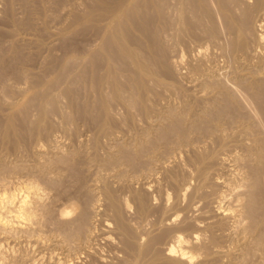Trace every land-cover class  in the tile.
Here are the masks:
<instances>
[{"label":"bare ground","instance_id":"1","mask_svg":"<svg viewBox=\"0 0 264 264\" xmlns=\"http://www.w3.org/2000/svg\"><path fill=\"white\" fill-rule=\"evenodd\" d=\"M1 1L4 3L2 8L4 7V9H3L4 14L3 15H5V16H1V18L4 17V20L6 21L5 24H10L13 27L12 29L10 28L11 30L10 29L7 30V35L9 36V38L10 37L14 38V36H15V39L18 37H21V35L19 34V31H21L20 33H23L22 30L29 29L28 31L33 32L32 34L36 38L34 40H36L38 43H40V44H38V45H40V47H38L39 51L37 49L36 50L34 49L36 52L35 51H33L34 53L30 52V55L27 53L29 51L25 52L27 47H26V49L24 47H20L22 43L21 44L19 43V45H17L18 43H16V42H15V45L13 47H10V51L6 50V49H8L7 47H9V46H7L5 48V51H7V53L1 54V55H4V57H3L2 61L0 60V84L2 86H5L6 90L9 92L8 93L9 96L12 99H11V101L5 100V102L3 101L4 103L1 102L0 107L3 106V110L5 112H6V108H8V107L11 108L12 112L15 111L14 107L18 108L17 106H19L20 111L21 110L24 112L26 111L24 116H21L22 115V114H20L21 112L17 110V113H19L21 117L16 114V111L13 112L15 114L11 113L10 115H8L9 113H7L8 116L4 115L5 117H7V119H4L5 117L3 118L2 114L4 112L1 113V111H0V128H1L0 132H1V134L4 137L10 139L11 141L13 139L16 146H20V144L22 142L21 140H23V139L19 140V137L23 138V136H25L24 134H26V132L31 134V136H34L35 138L42 139V137H43L47 142L49 140L51 132H53L52 131L53 125L49 120V115L51 113H53V112H51L52 109L56 106L58 109V106L60 105L59 100L61 99V97H65V99L67 98L66 101L67 100L69 101L68 107L72 108L74 105L79 106V103H82V102H80L79 96L77 97V94H79L82 86H85L86 90L89 89L88 91H91V92L95 91L96 92V94L93 97H91V98H93L90 100V101H92V103H89V104L87 103L86 105L83 104V106H81L82 111L80 110L81 114L84 116L85 115H93V116L95 115V116H97V117L94 116L95 118L100 119L99 123L97 124L98 126H96L97 127L96 132L95 133H94V131L92 132V133H94L93 135L96 134L95 139H93L94 141H92L94 144L93 148L96 149L95 151L98 152L99 150H101L99 148H101V147L103 148V146L106 143H110L112 145V147H109V148L114 149L113 147H116L117 145H119V140L122 136L121 134L123 133L124 128H125V130H127L124 133V138L126 139V141L124 140L125 141L124 145L120 143L118 148H120V147L121 148L118 152L116 151L115 153H112V152H110L111 150L109 149L107 153H104L106 155H104L102 157H101V155H99L102 153H99V154L97 153L98 155L95 153V155L93 157L94 158L93 161L96 162L95 164L98 163L99 167H102L105 170H108L109 172L106 171L107 174L114 172V174H112L113 179L118 178L119 181L126 183V184L124 183L126 189L123 186V188L127 191L126 193H128L127 198H129L128 200L126 199L127 200L126 202H124V201L122 202V200H120V199H124L123 197L126 196L127 194L124 193L125 195L121 197L122 192L121 193L118 192V193H120V197H121L119 199L118 198L119 196H117V194H115L116 190L112 189L113 186L111 187V185H110L112 182V180H111L112 178L110 179L111 182H109V181L102 179V177H104L103 175H102V177H100V179H102V182L104 181L103 187H102L103 190H102V188L100 189L102 191V194L101 193H98V194H101L105 197V198H100V199H103V200L106 199V201L110 207V208H107V207L106 208L108 209V211H109V209L111 210V211H109V213L112 212L110 215L113 216L112 218H113L114 225L116 228L115 230H117L116 232H118L119 236L121 237L120 241L122 242V244L121 243L120 244L123 245L122 247H124V249L127 252H129L128 254H130V256L132 257V258H128V259H131V264H194V261H195L194 255H192L193 253L190 254L189 250L187 251V246H186V240L187 239L185 240V238L183 237L185 231H188V233L191 231L189 235H186L187 232H185V237L187 236L188 238H190L192 240V242H194L193 240H200L199 239V232H204V231L209 232L210 238L208 239L209 236H207L206 238L209 240V242L212 243L211 245L218 244V241H219L218 237H216V234L214 233V231L212 229L213 224H211V223L213 221L212 222L210 221L211 223L209 222L211 225L209 224L206 226L204 224L205 227H202L200 225V224H202V221H200L201 219L200 220L194 219L192 222L189 221L188 223L187 222H184L181 224L179 223L180 226L172 224L176 227L178 226L180 229V232H179V234L174 235L171 240H169L170 238L168 239V237H166V239H168L171 242L173 240V242L176 244V246L169 245V247L167 249L165 247L164 251L158 250L156 247L157 243H159V239L162 237L159 238V237L150 236V234L148 232L146 234L147 239L144 242H143V240L146 237L144 239L139 238L137 231H136L137 225L136 224L134 225V226H136L135 227L136 229L133 228L132 223H130L127 220L129 218L126 219L128 214L125 217L124 213L126 210H131V211L134 210L135 214H134V212H132V213L134 214V216H137V222H139L138 220H142V221L145 219L148 220L147 218L150 217L151 212H153V209H154L153 205L154 204L156 205L155 202H154V204H152L153 201H151L152 199L150 198L151 194H149L150 192L148 193V191H149L150 187H152L154 184L160 185L161 182L158 183V181L161 178L159 176V180H158L157 177L159 174L162 175L163 173H165L164 176H166V180L168 181L165 183L166 184L169 183L171 189L174 191V193L176 195L175 200H177L179 203L182 201V204H183V200L184 199L186 200L187 197L189 199L188 202L190 201V203H188V202L187 203H188V205H191V206H192V204L197 205L199 203V202L194 203L197 201L196 199H198L200 202H203V201L207 202L208 198L210 199V197H211L210 195L214 194L211 191L209 192L208 191L209 189L215 190L214 192H216V188L217 189H219L220 187L225 188V190L221 191L219 194H218V192H217V194L215 193L216 194V196L214 195L215 198H213L214 196H212L214 201L212 202V200L211 199L210 200H211V203H213L214 209L211 206L212 208L211 207L210 208L213 210L209 211V212H211V213L213 212L216 217L218 216L220 218V220H222V222H223V225H224L223 227L226 226V229L229 225L227 223V221L233 220L235 225H233V224L232 225L234 226V229H235L234 232L237 235H241L242 237L244 236V238L248 237L249 235H251L253 237L252 243H250L248 245L243 244L241 246L240 255L238 253L239 257L238 258H231L232 257V255H231V257H230L231 261L230 260L229 261L231 262V264H259L260 262H262L260 264H264V0H91L90 2L85 3L84 5H81V3H80V5H77V6L76 5L73 6L75 4L74 3L75 0H17L18 3L20 2L19 3L20 5L18 6L22 10V11L20 10V12H18L19 9L16 8L17 2L14 4V0H0V2ZM79 2H80V0L78 1V3ZM67 3L72 5V9H71L69 16H68L69 18L66 16V18H68L67 20L69 22L68 30H67L68 33H69V31H71L70 33H72V32L73 33H79V32H82L81 30L85 31V29L88 30L89 28L95 29V31L97 33H95V32H93V33L97 34L96 36H98V43L99 44L95 45L96 46L95 50L90 49V48H88L89 50H86L85 49L86 47L84 48L82 45L81 46H73L71 48L70 51H72V52L74 51L75 52V53L73 52L74 54H78L79 55L78 58L81 61L80 67H79V68H81L80 69V72L82 71L81 73L76 74V72L74 73L75 69H72L74 76H75V74L77 75L76 76L77 78L74 82H76L75 84L78 85L77 87L81 86V88L73 90L70 87L72 85L71 84L68 85L69 83L66 84L64 81V83L66 85L64 83H63V85H65V87L64 88L62 87V89H59L58 93L52 94V91L50 92V90H53L52 88H54V86H56V85L59 86L61 81H63L66 78L64 75L66 74L65 71L67 70V68H69V66L66 65L67 63L65 64V61L64 62L61 60L59 61V59L55 56L57 54V52L55 55H53L55 52L54 53L51 52L52 54H46V57L48 55L47 60L43 61L42 56H41L42 57L41 60H40V58L38 59L39 62L40 61L45 62V63H43L44 69H43V67H40V69L42 68L44 70L43 73H45L46 76L40 75L39 69H38L39 73L35 72V70H34V68H35L34 64L36 61V60H34V58L36 56L39 57L44 52L43 51L40 53L41 48L45 45V40L47 38L46 36H48L51 33V31H50L51 26L49 25L50 23H48V21L50 19H57V18L60 19L61 18L60 22H62L61 20L64 19V17H63L64 15H62V17L59 18V13ZM1 5H2V3H1ZM1 5H0V7H1ZM81 6H83V7L81 8ZM78 7H80V8H78ZM68 8H70V6L68 7V5H67L66 6L67 11H68ZM66 9H64V11ZM159 9L161 11L162 10L167 11L166 13H169L168 11H170V10H172V12H174L173 17L169 18L170 16L166 15V16H168L167 19L164 18L166 21L169 20L168 21L169 24H171V26L173 27L172 28V36L176 38V41L174 39V42L178 41L179 43H181L183 45L187 42V39L188 40L190 39L192 41H196V40L198 41L199 40L201 42L203 40H204L203 42L207 41L206 43L211 45L213 48H215L216 52H219V51L221 52V54H222L221 58L226 57L227 60L233 62V64L239 65L238 69H239V67H241L240 68L241 72L245 71V70L248 71V72H246V73H248L247 75L246 74L244 75V73L239 74V75L236 74V76H237L236 78H238V79L236 81H234V83L232 85L236 84L237 86H239L238 87L239 89L241 87H242L241 90L245 89L244 92L248 91L247 93H250L252 96L249 94V98H247V99L250 100L252 98L251 101L253 99L255 100V102H254V100L252 101L254 103L253 104L254 107H255V104H257L256 101H258L259 106L256 105V107L258 108L257 113H256V111L253 112L251 114L252 116L249 114L250 117L246 116L247 114L245 112L244 113L246 115L243 113L242 108L244 110V107L241 108V106L242 105L244 106V104L246 103V100L243 99L244 103H242V100L240 99L241 97H239L241 95L240 92H242V91L239 92L240 95H237L238 94L237 92L239 90L238 89L236 90V87H237L236 85H234L235 88L233 87L234 89H232L231 85H230L231 83L228 84V82L226 81L227 83L225 82L226 83L225 84L223 81H221L220 77L217 78L218 76L215 74L216 70L214 71L215 73L213 71H209L210 65H211L210 63H212V62H210L208 65V67H209L208 72L206 74L203 73L204 79L201 78V80H204V81H202L203 84L202 83L201 84L206 89H210V90L212 89L214 91L216 90L217 91L216 93L219 92L218 94L221 95L220 97H222V100H219V101H221V103L218 100H215L216 96L215 97L213 96L214 98L212 97V99H206L204 109H202L200 114H197L195 111L192 110V108H194L193 103L196 101V99L194 98L195 99V101L193 100L194 102L191 100L192 101V104H191L190 100L186 101L185 100L186 98H184V101L180 102L183 104V107L181 104L182 109L180 110L178 108V110H180L179 112H178V110L177 111L173 110L174 107L173 108L171 107V109H169L168 106H170V105H166V107H168V109L166 111L163 110L166 107L164 105L165 103L163 104L160 101L162 99V97H161L162 95H161L159 89L162 88V92L166 93V91H164V90L171 89V85H175V84L178 85V83L180 85V82H178L175 78L178 75L174 77L175 73H173V71H174L173 68H176L175 67L176 65L173 67L172 62L167 60L170 57L169 56L170 53L166 52V50L164 48H161L159 45V39L162 38L161 36H163V35H162L161 31L158 30L160 27L158 28V25L156 23H159V22L161 23L164 16H162V17L159 16L156 18L155 16H157L158 14L153 15V13ZM18 13L24 14V17H22L23 15L20 17ZM63 13L64 12H62V14ZM170 14H171V12H170ZM0 15H2V13ZM164 15H165V12H164ZM64 22L65 21H63V23ZM3 23H4V21H3ZM169 24L166 23V25H168V26H169ZM60 25H62V24H59V26ZM0 26H3V25H0ZM168 26H166V27H168ZM53 28H52V30H53ZM63 29H65V27L62 28V32L59 31V29L57 30V31H59L58 37L60 36L62 39H65L64 38L65 37V31H63ZM92 29H91V31H92ZM161 29H162V27H161ZM168 29H170V27ZM30 30H32V31H30ZM3 31H5V30H3ZM18 34L20 36H18ZM166 34H169V31L166 32ZM166 34H165V37L170 36V35L166 36ZM2 35H4V34H2ZM25 35H27V34H25ZM29 35H30V33H29ZM51 35H52V33H51ZM83 35H86V34H83ZM89 35L91 36V34H89ZM94 36H93V38H94ZM96 36H95V38H96ZM31 37H29V40ZM72 37H74V36H72ZM173 37H171V38H173ZM4 38L9 39V38H6V34H5ZM53 38H54V36H53ZM91 38H92V36H91ZM66 39H70V38L66 37ZM92 39H90V40H92ZM166 39H169V38H166ZM12 40H14V39H12ZM17 40H20V39L18 38ZM27 40H28V38H27ZM27 40H26V42H27ZM3 41H5V40H3ZM94 41H92L91 44H94L97 42V41H95V42ZM169 41H170V39H169ZM171 41H173V39ZM17 42H19V41H17ZM21 42H23V41H21ZM54 42L55 41H53V43ZM57 42H58V40H57ZM80 42H81V40H80ZM88 42H89V40H88ZM163 42L164 41H162V43ZM1 43L3 45L2 41H1ZM31 43H29V44H31ZM78 43H79V41H78ZM162 43H160V44H162ZM198 43H195V44H198ZM206 43H204V45L202 44L203 46H200V48L202 47L204 49L205 47L209 46ZM12 44H13V42H12ZM12 44H11V46H12ZM25 44H27V43H25ZM54 44H56V42ZM68 44H69V42H68ZM72 44L75 45L74 42ZM171 44H174V43L171 42ZM181 44H180V47H181ZM5 45H7V44H5ZM33 45H35L34 42H33L32 46ZM51 45L52 44H49V46H51ZM191 45H193V44H191ZM23 46H24V44H23ZM63 46H65V45H63ZM63 46L59 45V47H63ZM86 46H87V44H86ZM162 46H164V45H162ZM44 47H46V45ZM59 47L57 48V50L59 49ZM166 47H168V46H166ZM169 48H171L173 50V47H169ZM190 48H191V46H190ZM2 49H4L3 46H2ZM46 49H48V47L45 48V51H46ZM49 49H51V47ZM55 49H56V46H55ZM64 49L65 48L60 49V50H64ZM166 49H168V48H166ZM211 49H210V52H212ZM217 49L219 51H217ZM29 50L32 51V49H29ZM184 50H185V48H184ZM190 50H192V48ZM200 50H199V52H197V54L200 53V55H201L202 50L201 51ZM47 51H50V50H47ZM187 51H188V49H187ZM193 51H195V50L193 49ZM193 51L192 52L188 51V52L194 53ZM196 51H198V50H196ZM46 52H44V55ZM0 53H5V52H0ZM166 53H168V55H165ZM67 54H68V52H67ZM221 54H219V55H221ZM60 55H62V54H60ZM202 55L204 56V54H202ZM213 55H216V54H213ZM166 56H169V57L166 58ZM198 56H199V54H198ZM61 57H63V56H61ZM74 57H76V56H72V58H74ZM69 58H71V57L69 56ZM202 58H204L203 60H205L206 57H201L200 59L202 60ZM209 58H207V59H209ZM75 59H74V61H75ZM169 59H171V57ZM196 59H198V58H196ZM255 59L257 60V62H254ZM181 60H183V59H181ZM224 60H226V59H224ZM68 61H70V60H68ZM80 61H78V62H80ZM86 61L88 62L87 64H85ZM209 61L207 60V62H209ZM226 61H224V62H226ZM189 62L191 63V61H189ZM195 62H194V64H197ZM200 63H203V62L200 61ZM39 64L41 65L42 63H39ZM187 64H189V63H187ZM187 64L186 65L183 64V68H185L184 66L187 67L188 66ZM205 64H206V62H205ZM72 65H73V63H72ZM72 65H70V66H72ZM75 65L76 64L74 62V67H75ZM201 65H203V64H201ZM235 65H233V67ZM33 66H34V68H33ZM197 66H199V65H197ZM204 66L205 65H203V67ZM227 66H226L225 70H229V69H227ZM208 67H206V68H208ZM233 67L230 66L229 68L232 69ZM36 68H37V66H36ZM38 68H39V66H38ZM211 68H212V66H211ZM221 68H222V66H221ZM236 68H237V66H236ZM190 69L191 68H188V71ZM195 69H196V72H200L198 68H195ZM216 69H217V67H216ZM234 69H235V67H234ZM77 71L79 72V70H77ZM178 71H180V68ZM188 71L186 73H188ZM192 72H193V69H192L191 73ZM205 72H206V70H205ZM219 72H220V70H219ZM228 72H230V71H228ZM184 73H182V74H184ZM223 73L222 74L217 73V74L222 75L223 76L222 79L225 80L224 75L227 73H225V74H223ZM236 73H237V71H236ZM201 74H200V76H201ZM185 75H184V77H185ZM232 75H234V74H232ZM51 76H52V78H51ZM198 76H199V74H198ZM230 76L227 75V78L229 77L230 79H232ZM9 77H10V79L12 78V80H14V82L16 80L19 83H22V85L24 84L27 87L30 86L29 91H27V93H29L31 91L29 93L31 95H28L27 100H30L28 98H29V96H31L32 101L37 100L38 102H40L38 105L39 110H37V113H36V114H38V112H39L37 119L35 118V120H34V118L31 117L32 118V120H31V118H30L31 114H29L30 116L27 114L28 107L30 106L29 104H28L29 105L28 106L27 103H30V102H28L26 100L27 103L26 104L23 103L21 105H18L17 102H16V104L13 103V99L15 98L14 96L17 95L18 92H15L16 94L13 93V91L11 89L12 86L9 85L11 83L10 81H12V80H8ZM234 77H235V75H234ZM177 78H179V77H177ZM182 78L183 77L181 76V79ZM186 78L183 80L186 81ZM225 78H226V76H225ZM168 80H170V82ZM151 83H152V85H150ZM188 83H190V82H188ZM195 83L197 84L196 81H195ZM195 83L194 82L190 83V85L191 84L195 85ZM14 84L12 82L13 86H14ZM127 84H128V86H127ZM184 85H185V83H184ZM227 85H230V87H228ZM164 87H170V88L165 89ZM177 87H175V88H177ZM0 88H2V87L0 86ZM41 88H45L46 90H49L48 93H51V94L45 93V95L40 96L39 94H41V92H40ZM74 88H76V87H74ZM163 88H164V90H163ZM182 88L184 89L183 86H182ZM187 88L188 87H186V89ZM186 89H184V91ZM6 90H3V92L4 91L6 92ZM83 90L85 91V88ZM171 90H172L171 92H173V89H171ZM23 91L25 92L26 90L22 89V92H20V93H23ZM0 92H1V90H0ZM5 92H4V94H5ZM174 92H175L174 94H176V91H174ZM177 92H179V90ZM198 92H200V91L197 90L196 93H198ZM202 92L205 95L203 90H202ZM180 93H181V90H180ZM180 93H178V94H180ZM207 93L208 92H206V94ZM72 94H74V95H72ZM169 94H170V92H169ZM184 94L187 95V92ZM201 94L202 93H200V95ZM209 94L211 95V92ZM209 94H208L207 98H209ZM242 94H243L244 98L246 95L248 97V94H245L243 92H242ZM18 95H22V94L18 93ZM23 95H26V94H23ZM166 95H168V93H166ZM181 95L182 94H180V96ZM183 95H182L181 99L183 97H185ZM194 95H197V94H194ZM1 96H2V94H1ZM9 96H7V97H9ZM180 96L179 97L177 96L178 97L177 99H180ZM188 96H190V95H188ZM7 97H6V99H7ZM172 97H173V95H172ZM200 97L201 96H199V98ZM203 97H201V98H203ZM84 98H85V95H84ZM191 98L192 97H190V99ZM204 98H206V96ZM216 98L218 99V97H216ZM8 99L10 100V98H8ZM171 99L172 98H170V100ZM173 99H175V98H173ZM177 99H176V102H178ZM22 100H24V99H22ZM165 100H168V99H164L162 101L165 102ZM199 100H201L199 102L203 101V99H199ZM58 101H59V104L57 105ZM88 101H89V99H88ZM115 101L120 103L123 106V107H121V106H119L120 104L119 105L116 104V107L118 106L117 110H119V107L124 109V113L120 109L122 111L121 113L123 114V115H121L123 117L122 120H119L118 118H116V117H120V115L117 116V114L115 113L116 110L114 112V109L112 108V106H113L112 104H114V106H115V103H113ZM179 101H181V100H179ZM18 103H20V101ZM64 103H66V102H64ZM247 103L245 104V107L248 108ZM198 104L196 106H198ZM203 104H204V102H203ZM31 105H32V103H31ZM33 105H34V103H33ZM194 105H195V103H194ZM178 106H179V104H178ZM178 106L176 105V107H178ZM202 106H201V108H202ZM35 107L36 106H34V109H35ZM37 107H36V109H37ZM61 108H63V110H64V107H61ZM71 108H70V110H71ZM78 108H80V107H78ZM92 108L94 110H92ZM249 108H248L249 109L248 111L251 113L252 111H250V110H252V107L250 106ZM32 109H33V107H31V110ZM67 109L68 108H66V110ZM0 110H2V109L0 108ZM59 110H60V108H59ZM72 110H73V108H72ZM246 110L247 109L245 108L244 111H246ZM119 111H117V112H119ZM31 112H29V113H31ZM57 112H58V110H57ZM65 112L67 113L70 111H65ZM197 112H200V111L197 110ZM70 113L72 114V112H70ZM70 113H69V116H70ZM51 115L53 116L54 114H51ZM66 116L64 115L63 117H66ZM53 117H55V116H53ZM60 117H62V116H60ZM75 118L77 121V117H75ZM75 118H73L74 121H75ZM88 118H89V116H88ZM95 118H93V119H95ZM54 119H52V120H54ZM58 119H60V118H58ZM61 119L63 120V118H61ZM64 119L66 120V118H64ZM64 121L62 122V126H61L62 128H63ZM68 121L70 122L69 118H68ZM26 122L29 123L31 126L28 127L27 129L22 128V123H26ZM66 122H67V120H66ZM91 122H92V120H91ZM95 122L96 121H94V123ZM72 123H73V120L71 121V124ZM64 127L67 130L68 127H66V125ZM76 127H78V126L76 125ZM92 128H93V130H95L94 126ZM69 129L70 130L73 129V127L70 128V123H69ZM70 130H67V131H70ZM84 131H85V129H84ZM73 132H75V131L73 130ZM65 133H68V132H65ZM53 134H54V132H53ZM71 134H72V132L70 133V135ZM77 134H79L78 131H76V135ZM80 135H83L82 132ZM103 136L109 140V141L107 140V142H104L105 143L104 145L101 143V137H103ZM66 137H67V135H66ZM67 138H68V140H70L69 137H67ZM44 139H43V141H44ZM121 139L123 141V138H121ZM10 140H8L6 142H9ZM54 140L55 139H53V141ZM41 141H39V142L41 143ZM57 141H59V140H57ZM1 142H2V140H1ZM26 142H27V139H26ZM36 142L38 143V141H36ZM49 142H50V140H49ZM49 142H47V143L49 144ZM88 142H91V141L89 140ZM31 143H32V140H31ZM31 143H30V145H31ZM101 144H102V146H101ZM33 145L34 144H32V146ZM39 145L40 144H38L37 146L39 147ZM6 146L7 145H5V147ZM44 146H46V145H44ZM5 147H4V149H5ZM48 147H49V145H47V148ZM71 147H73V146H71ZM9 148L12 149V146ZM21 148L23 149L22 145H21ZM47 148L45 149V151L50 149V148H48V149ZM78 148H79V146H78ZM238 148L242 149L241 151H243V152H241V154H238L240 152L236 153V149H238ZM37 149H38L39 153H42V150H41L42 148L41 149L37 148ZM55 149H56V147H55ZM97 149H99V150L97 151ZM116 149H114V151ZM7 150H8V148H7ZM70 150L68 151L69 153H71ZM85 150H86V152L88 151L87 148ZM24 151L22 150V154L24 156H26L25 155L26 153L25 154L23 153ZM29 151H30V149H29ZM48 151L51 152V150H48ZM54 151H57V150H54ZM81 151H83V150H81ZM103 151H100V152H103ZM237 151H239V149ZM3 152H5V151H3ZM44 152H43V154H44ZM57 152H59V151H57ZM104 152H106V151H104ZM20 153H21V151H20ZM20 153H18V154H20ZM60 153H61V151H60ZM73 153H75V152L73 151ZM73 153H72V155H73ZM82 153L84 154V151ZM2 154L3 153H1V155ZM15 154H17V152L14 153V156H15ZM36 155L35 156L37 158L41 157L40 155L38 157L37 153H36ZM77 155H79V154H77ZM91 155L92 154H89V157ZM20 156H21V154H20ZM32 156H34V155H32ZM53 156H52V158H53ZM57 156H56V159H58ZM87 156L88 155H86V157ZM2 157L4 158V156H2ZM27 157H28V159L31 158V157H29V155ZM44 157H46V156H44ZM60 157H63V156H60ZM86 157H85V159H86ZM16 158H18V157H15L14 159H16ZM65 158L67 159V157H65ZM79 158H81V156H79ZM79 158H75V159L73 158L72 161H71V159L68 158L70 160L71 164L69 162L70 166H69V164H68V166L70 168L69 167H67V168L74 170V171L76 169H78V171L81 170V169H79L80 168L79 167L80 166L79 165V163H80ZM6 159H7V157H6ZM35 159H34V161H35ZM51 159L48 161L54 162V161H52L53 159L52 160ZM63 159L64 158H62L61 161ZM87 159H90V158H87ZM7 160L2 159V161L0 160V163L1 162L5 163V161H7ZM20 160L21 159H19V161ZM25 160L27 161V159H25ZM59 161L55 160V162H58V163H59ZM65 161H63L64 164H65ZM89 161L92 162L91 159ZM36 162H42V161H35V163ZM49 162H46V163L48 164ZM90 162H88V163L89 164L94 163V162H92V163H90ZM24 164H25V162H24ZM38 164H37V167L35 165L36 168L34 171H36V169L38 170V166H39ZM53 164H52V166H53ZM85 164H86V162H85ZM1 165L3 166V164H1ZM1 165H0V168L2 170L4 167L2 168ZM42 165L45 166L44 163ZM42 165L40 163L39 170L41 171V173L44 171V168H45ZM59 165H60V163H59ZM81 165H84V164L81 163ZM50 166H51V164H50ZM50 166H48V167H50ZM66 166H67V164L64 166V168ZM89 166L92 167L91 165H89ZM230 166H233L232 168H234V169H232ZM7 167H9V166H7ZM17 167H20V166H16L15 167L16 169L14 168V166L11 167V168H14V170H15L14 174L16 173ZM22 167H24V166H22ZM30 167H29V169H30ZM11 168H9V169H11ZM25 168H26V165H25ZM31 168H32V170L34 169V167H31ZM59 168H61V167L59 166L58 169ZM185 168L188 170V173H186L187 170ZM189 168H191V169H189ZM49 169H52V167ZM58 169H56V171ZM19 170H20V168L17 170V172ZM52 170H54V169H52ZM97 170H99V169L97 168ZM4 171L6 172L7 168H6V170L3 169L1 174L4 173ZM81 171L79 173H81ZM84 171H85V169H84ZM46 172H48V171H46ZM77 172H76V174H77ZM10 173H12V171ZM26 173H28V172H26ZM74 173H72V174L74 175ZM83 173L84 172H82L81 174L84 175ZM95 173L93 172V174H95ZM85 174H86V172H85ZM109 174H108V176H111ZM7 175H9V174H7ZM43 175H45V174H43ZM78 175H75L76 178H78L77 180L79 181V179H80V181H81V183L77 181L78 183H80V185H79L80 190L78 189V191H80V193L81 194L83 193V194L81 195L78 193L79 194L78 197H77V195L75 196L77 198H74V196L72 197L71 195H70L71 197L68 198L69 196L64 195V193L66 194V192L62 193L63 191H61V193L59 195L61 197L57 198L58 195H57V197H54V198L51 197V200L49 201L50 203L46 204L45 202H47V200L46 201L44 200L45 201L44 202L45 204H44L43 199L45 198V195H42V193H41L42 191L39 188L38 184L31 183V182L30 183L25 182L23 184L21 183L20 185H18V187L16 184V186L14 188L15 190L12 189L13 191H10V192L0 191V235L3 236L5 239L8 236H11L12 234H14L16 232H21V231L22 232L23 231L28 232L31 229H33V226L35 224H39L38 223L39 220L37 217L38 213H36V210H38V208L42 207L39 209L40 211H42L40 213L41 214L43 213V215L45 217L44 219H48L49 223L53 224L52 227L55 226L56 229H54V230H57L59 235H61L64 240L71 241L72 239H74L76 237H82V236L84 238L85 237L87 238L88 235L92 231L95 230V229L94 230L91 229V228H95V227H92L94 225H92L93 224V222H92L93 215L91 214V210L95 209V212L102 211V210L99 208L100 206L96 205V203H95L96 206L95 207L93 206L94 208H92V209L90 208L91 206H89L90 204L88 203V199L92 200L91 195H90L92 192L89 193L91 190H90V188L87 187L88 185L85 184L86 181L83 178V176H80V174H78ZM95 175H97V174H95ZM63 176H60V178L62 177L61 179L59 178V175L56 178L54 176L53 177L55 179L59 178L58 180L62 181ZM69 176L71 177V175H69ZM88 176H85V178H87ZM97 176H100V174ZM108 176H107V180H109ZM36 177L38 180V176H36ZM50 177L52 178V175ZM65 177H66V175H65ZM65 177H64V179H66ZM46 178H44V179H46ZM67 178H69V177H67ZM1 179H4V176ZM55 179H52V180L50 179L51 184H52V182L53 183L58 182ZM193 179L195 180V182H194L195 185H193V183H192ZM97 181H98V179H97ZM113 181H115V180H113ZM44 182H46V181H44ZM88 182H90V181H88ZM117 182H116V184H117ZM55 183L51 185V188H53L52 187L53 185L56 188V185L58 183L57 184H55ZM95 183H97V182H95ZM60 184H58V185H60ZM63 184H64V182H63ZM70 184H72V182ZM113 184L114 183H112V185ZM119 184H120V182H119ZM134 184L138 185V188H135L136 186L134 187ZM5 185H7V184H5ZM5 185H4V187H7ZM45 185H46V183H45ZM162 185L163 184H161V187H162ZM120 186H121V184H120ZM60 187L62 189H64L63 185H60ZM73 187H75V186H73ZM96 187H97V185H96ZM55 188H53V189H55ZM61 188H57V189H61ZM77 188H78V186H77ZM86 188H88L90 191L87 190ZM116 188H117V186H116ZM119 188L120 187H118L117 189H119ZM154 188L156 189V186ZM168 188H166V191H168ZM7 189H9V188H7ZM71 189H72V186H71ZM157 189H158V187H157ZM100 190H99V192H101ZM161 190H160V192H161ZM219 190H221V189H219ZM51 191L55 192L52 189H51ZM56 191L58 192V190H56ZM96 191H97V189H96ZM173 191L169 190V192H172V194H173ZM188 191H190V193ZM52 192H50V193H52ZM70 192H72V191H70ZM75 192H74V195H75ZM160 192L158 193V196H159ZM187 192H188V194H187ZM164 193H166V192L164 191L163 194ZM94 194L92 193L93 197H95ZM48 195L50 196V194H48ZM152 195H153V193H152ZM52 196H53V194H52ZM54 196H56V195H54ZM98 196H96V197L98 198ZM103 196H101V197H103ZM155 196H157V195H155ZM166 196H168V195L165 194V196H163V197H166ZM169 196L171 197L170 194H169ZM230 196H232V197L229 199ZM47 197L48 196H46V199H47ZM62 197L64 199H66V202L62 205L61 204L58 205L59 208L56 209L55 208L56 204L60 203L61 202L60 200L64 201V199H60ZM159 198H161V196ZM173 199H174V197H173ZM164 200H166V199H164ZM94 201L95 200H93L92 202H94ZM154 201H155V199H154ZM96 202H98V201H96ZM99 202H100V200H99ZM161 202H164V201H161ZM104 203L102 202L101 204H104ZM166 204H168V201H166ZM166 204L164 202V207H166L165 206ZM200 204H202V203H200ZM179 205H181V204H179ZM184 205H185V203H184ZM204 205H205V203H204ZM58 206H56V207H58ZM102 206L104 208V206H107V205H102ZM174 206H175V204H174ZM186 206H187V204H186ZM186 206H183V207H186ZM199 206H201V205H199ZM183 207H182V210L185 211V210H188L190 206L189 207L187 206L188 209H183ZM201 207H203V205ZM201 207H199V208H201ZM106 208L104 210H106ZM192 208H194V207H191V209ZM195 208H197V206ZM206 208H204V209H206ZM161 209H160V211L162 213L163 209L165 210V208L161 207ZM168 209H170V208H168ZM156 210H157V208L155 209V214H153L154 217L157 214ZM200 210L201 209H199V212H200ZM166 211H168V210H166ZM172 211H174V210H172ZM179 211H181V210H179ZM183 211H182V213H183ZM207 211H206V213H207ZM159 212H158V214H159ZM186 212L188 213V211H186ZM92 213H93V211H92ZM161 213H160V216H161ZM190 213L191 212H189L188 214H190ZM211 213H208V214H210L209 218H211V215H212ZM102 214H104V213H102ZM102 214H99V215H102ZM158 214L155 218L159 217L158 221L160 220V222L162 224V222H164V221H161L160 216H158ZM164 214H166V212ZM168 214H170V213H168ZM168 214H166V215H168ZM204 214H205V212H204ZM43 215H41V216H43ZM91 215H92V217H91ZM171 215L172 214H170V216ZM193 215H195V214H193ZM196 215H198V217H199V214L196 213ZM102 216L104 217V215H102ZM102 216H101V218L103 219ZM178 216L180 218V215H178ZM192 216L190 217V219H192ZM107 217H110V216H107ZM129 217H130V215H129ZM131 217H133V215ZM173 217H174V215H173ZM181 217H182V215H181ZM99 218H100V216H99ZM161 218H163V217L161 216ZM193 218H196V217L194 216ZM206 218H208V217H206ZM206 218L205 217H204V219L202 218L203 221ZM212 218L210 220H212ZM242 218L247 219L248 222L244 224V222H242ZM42 219H43V217H42ZM176 219L170 217L169 221L175 222ZM182 219H184V218L182 217ZM131 220H133V219L131 218ZM153 220H154V218H153ZM208 220L206 219V221H208ZM166 221H168V219H166ZM176 221L180 222L179 219ZM155 222H157V220H155ZM178 222L176 224H178ZM198 222H201V223L199 224ZM49 223H47V224H49ZM97 223H98V221H97ZM145 223H146V221H145ZM204 223H205V221H204ZM214 223H217V222H214ZM41 224H42V222H41ZM164 224H166V222ZM206 224H207V222H206ZM97 225L98 224H96V227H97ZM142 225L144 226L145 224L143 223ZM157 226H159V225H157ZM38 227H39V225H38ZM107 227H106V229H107ZM144 227H146V226H144ZM162 227H164V226H162ZM223 227L221 230H225V229H223ZM34 228H36V227H34ZM139 228H140V226H139ZM219 228H221V227H219ZM228 228H231V225ZM155 229H157V228H155ZM33 230H31L32 233H33ZM108 230H109V228H108ZM110 230H111V228H110ZM146 230H147V227H146ZM154 231H156V230H154ZM162 231H163V229H162ZM112 232L114 233L115 231H112ZM169 232H171V230H169ZM169 232L164 230L163 231L164 234L162 233V236L164 237V236L169 235ZM229 232H231L230 229H229ZM224 234H226V233L224 232ZM228 235H230V234H228ZM12 236H14V235H12ZM17 236H18V234H17ZM103 236H104V234H103ZM232 236H230V237H232ZM106 237H109V236H106ZM142 237H144V236H142ZM220 237H219V239H220ZM224 237H225L223 239L224 241H222V242H225L228 239V238L226 239V236H224ZM236 237H238V236H236ZM236 237L234 236L233 238L236 239ZM202 238H204V237H202ZM141 239H142V241H141ZM245 240H247V239H245ZM57 241H58V239H57ZM116 241H118V240H115V242ZM238 241L240 242V240H237V242ZM54 242H56V241H54ZM163 242H161V243H163ZM201 242H204V240ZM231 242H230V244H231ZM205 243H203L204 244L203 249L207 253L209 251L207 250L208 248L205 247ZM68 244H69V242H68ZM77 244H79V243H77ZM198 244H200V243H198ZM220 244H222V243H220ZM57 245L59 246L61 244H57ZM64 245H66V244H64ZM209 245L210 244H208V246ZM224 245H226V244H224ZM84 246H86V245H84ZM164 246H166V244ZM190 246L191 245H189V247ZM217 246H216V248H217ZM67 247H69V246H67ZM163 247H162V249H163ZM195 247H197V244ZM210 247H214V246H210ZM210 247H209V249H210ZM192 248H193V246H192ZM219 248H220V246H219ZM195 249H193L194 252H196ZM231 249L234 250V248H231ZM231 249L229 250V252L226 251L227 249L224 250L225 252H228L225 254L222 250L221 251L217 250V251L220 254H222V252H223L224 255L228 256V255H230L229 253H230ZM82 250H83L82 252H84L85 249H82ZM234 252L233 253L231 252V253L234 255ZM238 252H239V250H238ZM202 253H203V251H202ZM93 255H96V254H93ZM123 255H125V254H122V256ZM198 255H200V253H198ZM201 255H204V254H201ZM208 256H206V257H208ZM212 256H213V254L210 255V258ZM226 256H224V257L226 258ZM104 257H106V256H104ZM213 257H215V259L217 260L216 256H213ZM213 257L211 259H213ZM258 257L261 260L260 262H258V259H257ZM95 258L92 261L96 260ZM204 258L205 257H203V259ZM110 259L112 260V258H110ZM122 259L124 260V258H122ZM199 259H202V258H199ZM221 259H223V258H221ZM68 260H70V259H68ZM81 260H83V259L81 258ZM105 260H109V259H105ZM123 260H122V262H123ZM205 260H207V259L205 258ZM101 261H103V260H101ZM98 263H100V262H98ZM119 263H121V262H119ZM127 263H128V260H127ZM214 263H216V262H214ZM223 263H225V261ZM94 264H97V263H94ZM124 264H125V261H124ZM199 264H206V263H204V261H203V263H199ZM211 264H212V262H211Z\"/></svg>","mask_w":264,"mask_h":264},{"label":"rangeland","instance_id":"2","mask_svg":"<svg viewBox=\"0 0 264 264\" xmlns=\"http://www.w3.org/2000/svg\"><path fill=\"white\" fill-rule=\"evenodd\" d=\"M77 1V2H76ZM78 1L79 0H75L74 1V5L73 6H77V5H80V3H81V5H84L85 3H88V2H90L91 0H80V2L78 3ZM17 2V3H16ZM1 3H2V5H1ZM16 3V8L17 9H19L18 10V12H20V7H18L20 4V2L18 3V1L17 0H14V4ZM0 5H1V7H0V14L2 13V15H0V25H3V26H0V52H5V53H0V60L2 61L3 60V57H4V55H1V54H6L7 53V51H5V48L7 47V46H9V47H7L8 49H6V50H9L10 51V47H13L14 45H15V42L16 43H18L17 45H19V43L21 44V46L20 47H24L25 49H26V47H27V49L25 50V52L26 51H29V52H27L29 55H30V52H33V51H35L36 49L39 51V48L38 47H40V45H38V44H40V43H38L36 40H34V39H36L35 38V36L32 34L33 32H29L28 30L29 29H25V30H22L23 31V33H20L21 31H19V34L21 35V37H18V36H20L19 34H18V38L20 39V40H17L18 38H16L15 39V36H14V38L12 37H10L9 38V36L7 35V30H9L10 28L12 29L13 27H12V25H10V24H5V20H4V17H2L1 18V16H5V15H3L4 14V11H3V9H4V7L2 8V6L4 5V3L1 1L0 2ZM68 5V7L70 6V8H68V11H67V9H66V6ZM83 6H81V8H82ZM62 8V7H61ZM78 8H80V7H78ZM64 9H66L65 11H64ZM71 9H72V5L71 4H69V3H67L63 8H62V10L60 11V13H59V18L60 17H62V15H64L63 17H64V19H62L61 21L62 22H60V19H50L49 21H48V23H50L49 25L51 26L50 27V31H51V33H52V35L54 36V38H53V36L51 35V33L48 35V36H46L47 38H46V40H45V45H46V47H42L41 48V51H40V53L41 52H46L47 50H50V51H47L46 53H45V55H44V52L38 57V56H34L35 58H34V60H36L35 61V68H34V66H33V68H34V70H35V72H38V69L40 70L38 73L40 74V75H45L46 76V74L45 73H43V69H44V64L43 63H45V62H43V61H45V60H47V58H48V55H47V57H46V54H52V53H54L53 55H55L56 54V52H57V54L55 55L58 59H59V61L61 60V61H65V64L66 65H68L69 66V68H67V70L65 71L66 72V74L64 75L66 78L63 80V81H61V83L59 84V86H54V88H52L53 90H50V92L52 91V94H55V93H58L59 92V89H62V87L64 88L65 87V85L66 84H68V85H72V86H70L71 87V89H78V88H81V86L80 87H77L78 85L77 84H75L76 82H74L75 80H76V74H79V73H81L80 72V69L81 68H79L80 67V63H81V61H80V59L78 58L79 57V55L78 54H74L72 51H70L71 50V48L73 47V46H83L86 50H89L88 48H90V49H94L95 50V45H98L99 43H98V36H96L97 34H95V33H97L96 31H95V29H92V31H91V29L89 28L88 30L87 29H85V31L84 30H81L82 32H79V33H70L71 31H69V33H68V25H69V22H68V16H69V13H70V11H71ZM83 10V9H82ZM22 11V10H21ZM62 12H64L63 14H62ZM68 12V13H67ZM163 12V13H162ZM164 12H165V15H164ZM167 11H165V10H156L154 13H153V15H157V16H155L156 18L157 17H162V16H164L163 17V19H162V21H161V23L159 22V23H156L157 25H158V30H160L161 31V33H162V35L163 36H161L162 38H160L159 39V45H160V47L161 48H164L165 50H166V52H169L170 54H169V56L171 57V59H169L170 57L169 56H166V58H168L167 60H169L170 62H172V65H173V67L175 66L176 68H173V73H175V75H174V77L175 76H177V77H179V78H177V77H175L176 78V80L178 81V82H180V85H179V83H178V85L177 84H175V85H171V89H173V92H171L172 90L171 89H168V88H170V87H164L165 89H168V90H164V88H163V90L164 91H166V93H168V95H166V93L164 92H162V88H160L159 89V91H160V93H161V97H162V99L160 100L164 105H165V107H166V105H170V106H168L169 107V109H171V107L173 108L174 107V109L173 110H175V111H177L178 110V108L181 110L182 109V107H183V104L182 103H180V102H183L184 101V98H186L185 100L186 101H189L190 100V103L192 104V101L194 100L195 101V99H196V101L194 102L195 103V105H194V103H193V106H194V108H192V110L193 111H195L197 114H200L201 113V111H202V109H204V106H205V102H206V99H212V97L214 96H216V97H218V99L215 97V100H222V97H220L221 95H219L218 93H216L217 91L215 90H210V89H206L205 87H203V82L202 81H204V80H201V78L202 79H204V74H206L207 72H208V70H209V67H208V65H209V63L210 62H212V63H210L211 65H210V70L209 71H215L214 73L218 76H216L217 78H221V81H223L224 83L227 81L228 82V84L229 83H231L230 85H231V88L232 89H234L235 88V86L234 85H236V84H234V85H232L233 83H234V81H236L238 78H236L237 76H236V74L237 75H239V74H243L244 73V75L246 74H248V73H246V72H248V71H242L241 72V70H240V68L241 67H239V69H238V66L239 65H235V64H233V62H231V61H229V60H227V58L226 57H223V58H221V56H222V54H221V52L217 49V51H219V52H216V49L215 48H213L211 45H209V44H207L206 42L207 41H205V42H201V41H192V40H188L187 39V42L185 43V44H181V43H179L178 41V43L177 42H174V39H175V41H176V38L175 37H173L172 36V26H171V24H169V20L168 21H166L164 18H166L167 19V17L168 16H170L169 18H171V17H173L174 16V12H172V10H170V11H168L169 13H166ZM170 12H171V14H170ZM161 13V14H160ZM19 14V13H18ZM21 14V15H20ZM19 14V16L21 17L22 15V17H24V14H22V13H20ZM61 14V15H60ZM170 14V15H169ZM166 15H168V16H166ZM172 15V16H171ZM66 16L68 17V18H66ZM2 21V22H1ZM3 21H4V23H3ZM63 21H65L64 23H63ZM52 22V23H51ZM54 22V23H53ZM60 22V23H59ZM166 23H168L169 24V26L168 25H166ZM59 24H62V25H60L59 26ZM64 24V25H63ZM66 24V25H65ZM165 24V25H164ZM57 25V26H56ZM160 25V26H159ZM9 26V27H8ZM166 26H168V27H166ZM54 27V28H53ZM57 29H56V28ZM61 27V28H60ZM63 27H65V29H63V31H65V39H62L60 36L58 37V33H59V31H61L62 32V28ZM161 27H162V29H161ZM170 27V29H168ZM52 28H53V30H52ZM164 28V29H163ZM10 29V30H11ZM59 29V31H57ZM3 30H5V31H3ZM164 32H163V31ZM30 31H32V30H30ZM169 31V34H166V32H168ZM4 32V33H3ZM27 32V33H26ZM86 32V33H85ZM89 32V33H88ZM93 32H95V33H93ZM171 32V33H170ZM174 32V31H173ZM29 33H30V35H29ZM164 33V34H163ZM2 34H4V35H2ZM5 34H6V38H9V39H5L4 37H5ZM23 34V35H22ZM25 34H27V35H25ZM56 34V35H55ZM83 34H86V35H83ZM89 34H91V36H92V38H93V36L95 35L96 36V38H95V36H94V38L92 39L91 38V36L89 35ZM93 34V35H92ZM165 34H166V36H168V35H170L171 37H173V38H171L170 36H168V37H165ZM33 35V36H32ZM71 35V36H70ZM2 36V37H1ZM4 36V37H3ZM32 36V37H31ZM52 36V37H51ZM72 36H74V37H72ZM90 36V37H89ZM25 37V38H24ZM29 37H31L30 38V40H29ZM34 37V38H33ZM51 37V38H50ZM66 37H69L70 39H66ZM88 37V38H87ZM22 38V39H21ZM27 38H28V40H27ZM49 38V39H48ZM61 38V39H60ZM74 40H73V39ZM80 38V39H79ZM164 38V39H163ZM166 38H169L170 39V41L173 39V41H171L172 43H174V44H171V42L169 41V39H166ZM12 39H14V40H12ZM27 40V42H26V40ZM60 39V40H59ZM86 39V40H85ZM90 39H92V40H90ZM3 40H5V41H3ZM9 40V41H8ZM12 40V41H11ZM57 40H58V42H57ZM80 40H81V42H80ZM88 40H89V42H88ZM97 41L96 43H94V44H91L92 43V41ZM166 40V41H165ZM178 40V39H177ZM202 40V39H201ZM1 41L3 42V45H2V43H1ZM8 41V42H7ZM17 41H19V42H17ZM21 41H23V42H21ZM32 43H31V42ZM53 41H55L56 42V44H54L53 43ZM66 41V42H65ZM78 41H79V43H78ZM94 41V42H95ZM162 41H164L163 43H162ZM169 41V42H168ZM11 42V43H10ZM12 42H13V44H12ZM27 43V44H25V43ZM33 42H34V44L35 45H33L32 46V44H33ZM63 42V43H62ZM68 42H69V44H68ZM75 43V45H73L72 43ZM84 42V43H83ZM87 42V43H86ZM191 42V43H190ZM199 42V43H198ZM9 43V44H8ZM29 43H31V44H29ZM90 45H89V44ZM160 43H162V44H160ZM195 43H198V44H195ZM204 43H206L207 45H209V46H207V47H205L204 49L201 47L200 48V46H203L204 45ZM5 44H7V45H5ZM11 44H12V46H11ZM23 44H24V46H23ZM49 44H52L51 46H49ZM72 44V45H71ZM86 44H87V46H86ZM180 44H181V47L183 48H181L180 47ZM191 44H193V45H191ZM203 44V45H202ZM31 45V46H30ZM59 45L61 46H63V45H65V46H63V47H59ZM162 45H164V46H162ZM185 45V46H184ZM190 45L191 46V48H192V50H190L191 48H190V46L188 47V46ZM196 45V46H195ZM2 46H3V48L4 49H2ZM55 46H56V49H55ZM166 46H168V47H166ZM184 46V47H183ZM30 47V48H29ZM33 47V48H32ZM48 47V49H46V51H45V48H47ZM51 47V49H49ZM59 47V49L57 50V48ZM169 47H173V50L171 49V48H169ZM32 49V51H30L29 49ZM63 48H65L64 50H60V49H63ZM166 48H168V49H166ZM184 48H185V50H184ZM209 48V49H208ZM212 48V49H211ZM35 49V50H34ZM43 49V50H42ZM176 49V50H175ZM187 49H188V51L190 52H192L193 51V49L195 50V51H193L194 53H189L188 51H187ZM203 51H201V50ZM210 49L212 50V52H210ZM214 49V50H213ZM52 50V51H51ZM54 50V51H53ZM179 50V51H178ZM196 50H198V51H196ZM199 50L201 51V55H200V53H198L199 54V56H198V54H197V52H199ZM209 50V51H208ZM8 51V52H9ZM208 51V52H207ZM36 52V51H35ZM52 52V53H51ZM64 52V53H63ZM67 52H68V54H67ZM70 52V53H69ZM186 52V53H185ZM210 52V53H209ZM34 53V52H33ZM72 53V54H71ZM208 55H207V54ZM60 54H62V55H60ZM65 54V55H64ZM70 54V55H69ZM74 54V55H73ZM176 54V55H175ZM195 54V55H194ZM197 54V55H196ZM202 54H204V56L202 55ZM207 56H206V55ZM213 54H216V55H213ZM219 54H221V55H218ZM59 55V56H58ZM165 55H168V53H166ZM174 55V56H173ZM183 55V56H182ZM192 55V56H191ZM210 55V56H209ZM43 57V59H42V57ZM61 56H63V57H61ZM69 56L71 57V58H69ZM72 56H76V57H74V58H72ZM188 56V57H187ZM196 56V57H195ZM198 56V57H197ZM215 56V57H214ZM45 57V58H44ZM201 57H206L205 58V60H203L204 58H202V60L200 59ZM210 57V58H209ZM220 57V58H219ZM40 58V60L42 59L43 61H38V59ZM67 58V59H66ZM76 58V59H75ZM196 58H198V59H196ZM207 58H209V59H207ZM63 59V60H62ZM65 59V60H64ZM72 59V60H71ZM74 59H75V61H74ZM181 59H183V60H181ZM200 59V60H199ZM209 61V62H207V60ZM220 59V60H219ZM224 59H226V60H224ZM68 60H70V61H68ZM191 61V63L189 62V61ZM212 60V61H211ZM219 60V61H218ZM68 61V62H67ZM78 61H80V62H78ZM184 61V62H183ZM196 61V62H195ZM200 61L201 62H203V63H200ZM219 64H217L216 62ZM224 61H226V62H224ZM37 62V63H36ZM48 62V61H47ZM74 62H75V67H74ZM194 62L195 63H197V64H194ZM205 62H206V64H205ZM230 62V63H229ZM254 62H257V60L255 59V61ZM39 63H42L41 65L39 64ZM69 63V64H68ZM72 63H73V65H72ZM79 63V64H78ZM88 62L86 61V63L85 64H87ZM174 63V64H173ZM179 63V64H178ZM181 63V64H180ZM187 63H189V64H187ZM208 63V64H207ZM228 63V64H227ZM183 64L184 65H188L187 67L188 68H191L189 71H188V68L186 67V66H184L185 68H183ZM191 64V65H190ZM201 64H203V65H207L206 67H208V68H206L205 66L203 67V65H201ZM215 64V65H214ZM238 64V63H237ZM70 65H72V66H70ZM180 65V66H179ZM197 65H199V66H197ZM217 65V66H216ZM230 67V66H232L233 67V65H235L234 67H235V69H234V67L231 69V68H229L228 66ZM36 66H37V68H36ZM38 66H39V68H38ZM78 68H77V67ZM196 66V67H195ZM211 66H212V68H211ZM214 66V67H213ZM221 66H222V68H221ZM226 66H227V69H229V70H225L226 69ZM236 66H237V68H236ZM40 67H43V69L41 68L40 69ZM203 67V68H202ZM216 67H217V69H216ZM225 67V68H224ZM71 68V69H70ZM77 68V69H76ZM179 68H180V71H178L179 70ZM195 68H198L199 69V71L200 72H196V69ZM206 68V69H205ZM220 68V69H219ZM70 69V70H69ZM72 69H75L74 70V73L76 72V74H75V76H74V73H73V71H72ZM192 69H193V72L191 73V71H192ZM195 69V70H194ZM197 69V70H198ZM202 69V70H201ZM206 70V72H205V70ZM214 69V70H213ZM77 70H79V72L77 71ZM219 70H220V72H219ZM224 72H222V71ZM225 70V71H224ZM239 70V71H238ZM69 71V72H68ZM188 71V73H186ZM195 71V72H194ZM203 71V72H202ZM227 71V72H226ZM228 71H230V72H228ZM236 71H237V73H236ZM72 72V73H71ZM180 72V73H179ZM185 72V73H184ZM190 72V73H189ZM233 72V73H232ZM235 72V73H234ZM42 73V74H41ZM71 73V74H70ZM178 73V74H177ZM182 73H184V74H182ZM199 74V76H200V74H201V76L199 77L198 76V74ZM204 73V74H203ZM217 73H219V74H225V73H227V74H225L224 75V79L225 80H223L222 78H223V76L222 75H218ZM38 74V75H39ZM73 74V75H72ZM180 74V75H179ZM182 74V75H181ZM186 74V75H185ZM192 74V75H191ZM231 76H230V75ZM232 74H234L235 75V77H234V75H232ZM71 75V76H70ZM184 75H185V77H184ZM188 75V76H187ZM227 75L228 76H230L232 79H230L229 77L227 78ZM181 76L183 77L182 79H181ZM192 78H191V77ZM195 78H194V77ZM225 76H226V78H225ZM49 77V76H48ZM75 79H74V78ZM187 77V78H186ZM239 77V76H238ZM51 78H52V76H51ZM186 78V81L185 80H183V79H185ZM235 78V79H234ZM179 79V80H178ZM191 79V80H190ZM195 79V80H194ZM229 81H228V80ZM234 79V80H233ZM8 80H12V78L10 79V77L8 78ZM182 82H181V81ZM194 80V81H193ZM199 80V81H198ZM220 80V79H219ZM64 81H65V83H64ZM68 81V82H67ZM70 81V82H69ZM169 82H170V80H168ZM185 81V82H184ZM192 81V82H191ZM195 81L197 82V84L195 83ZM233 81V82H232ZM11 83L9 84V85H11L12 87H11V89H12V91H13V93L14 94H16L15 92H18L19 94H22V95H18V93H17V95H15L14 97V99H13V103H15L16 104V102H17V104L18 105H21V104H23V103H27V101L28 102H30V103H27V105L29 106L28 107V110H27V114L29 115V114H31V116H30V118L32 117V118H34V120H35V118L37 119V116H38V114H39V112H38V114H36L37 113V110H39V103L40 102H38L37 100H34V101H32L31 100V96H29V98L28 99H30V100H27V97H28V95H31V94H29V93H27V91H29V88H30V86H26V85H22V83H19L18 81H16L15 80V82H14V80H12V81H10ZM12 82H13V84H14V86L12 85ZM188 82H190V83H195V85L194 84H191L190 85V83H188ZM226 82V83H227ZM63 83L65 84V85H63ZM184 83H185V85H184ZM202 83V84H201ZM225 83V84H226ZM21 86H20V85ZM182 84V85H181ZM202 86H201V85ZM62 85V86H61ZM76 85V86H75ZM150 85H152V83L150 84ZM230 85H227L228 87H230ZM0 86L2 87V88H0V90H1V92H0V96H1V94H2V98L0 97V103L2 102V103H4L5 102V100L6 101H11V97L9 96V92L6 90V88H5V86H2L1 84H0ZM26 86V87H25ZM127 86H128V84H127ZM170 86V85H169ZM178 86V87H177ZM182 86L184 87V89H186V87H188L185 91H184V89L182 88ZM198 86V87H197ZM237 86V85H236ZM4 87V88H3ZM14 87V88H13ZM19 87V88H18ZM23 87V88H22ZM74 87H76V88H74ZM173 87V88H172ZM175 87H177V88H175ZM200 87V88H199ZM234 87V88H233ZM239 86H237L236 87V90L238 89L239 91L237 92L238 94L237 95H240L239 94V92L240 91H242L243 93H245V94H248V97H247V95L245 96V98H244V96H243V94H242V92H240L241 93V95L239 96V97H241L240 99L242 100V103H244V100H246V103L248 104V108L251 106L252 107V110H250V111H252L251 113L248 111L249 109L247 108V107H245V104H244V106L242 105L241 106V108L242 107H244V110H245V108L247 109L246 111H244L243 110V108H242V111H243V113L246 115V116H248V117H250L249 116V114L251 115L253 112H255L256 111V113L258 112L257 111V107H256V105L257 106H259L258 105V101H256V103L257 104H255V107H254V103L251 101V99L249 100V99H247V98H249V94L250 93H247V92H244V90L245 89H243V90H241L242 89V87L239 89L238 88ZM24 89V90H26L25 92L23 91V93H20V92H22V89ZM26 88V89H25ZM85 88V91L83 90ZM181 88V89H180ZM191 88V89H190ZM194 88V89H193ZM196 88V89H195ZM204 88V89H203ZM230 88V89H231ZM17 89V90H16ZM44 89V90H43ZM176 89V90H175ZM201 89V90H200ZM3 90H6V92H5V94H4V92H3ZM15 90V91H14ZM20 90V91H19ZM43 90V91H42ZM57 90V91H56ZM89 89H87L86 90V87L85 86H82V88L80 89V92H79V94H77V97L79 96V99H80V102H82V103H79V106H73L72 108H73V110H72V108L71 107H68V105H69V101L67 100L66 101V99H65V97H61V99L59 100L60 101V105L58 106V109H57V106L56 107H54L53 109H52V111L51 112H53V113H51V114H54L53 116H55V117H53L51 114L49 115V120H50V122L52 123V125H53V129L55 130H53L52 129V131L54 132V134H53V132H51V134H50V137H49V140H50V142H49V140L47 141V142H49V144L46 142V140L42 137V139H40V138H35L34 136H31V134H29V133H27L26 132V134H24L25 136H23V138H20L19 137V140L20 139H23V140H21L20 142H21V144H20V146H16V144H15V142H14V140L12 139V141L10 140V139H8V138H6V137H4L2 134H1V132H0V160L2 161V159H5V160H7V161H5V163L3 162H1L0 163V165L1 164H3V166L1 165V167L4 169V170H6V168H7V171L5 172L4 171V173H2L1 174V172H2V170H1V168H0V191H7V192H10V191H13L12 189H14L15 188V186H16V184H17V187H18V185H20L21 183L23 184V183H35V184H38V186H39V188L41 189V193H42V195H45V198L43 199V203L47 200V202H45L46 204L47 203H50L49 201L51 200V197H57V195H58V197L57 198H59V197H61V196H59L60 195V193H61V191H63L62 193H64V192H66V194L64 193V195L65 196H69L68 198H70L71 196L73 197L74 196V198H77L78 197V195L79 194H81L80 193V191H78V189H79V185H80V183H81V181H80V179H79V181L77 180L78 178H76V176L75 175H78V174H80V176H83V178L85 179V181H86V185H88L87 187L88 188H90V190L88 189V188H86L87 190H89L88 192L89 193H95L94 194V196L95 197H93V195H92V193L90 194L91 195V199L92 200H90V199H88V203L90 204L89 206H91L90 208L92 209V208H94L96 205L97 206H100L99 208L102 210V211H98V212H95V209L94 210H91V214L93 215V219H92V222H93V224L92 225H94V226H92V227H95V228H91V229H95L94 231H92L89 235H88V237L86 238H84L83 236L82 237H76V238H74V239H72L71 241H67V240H64L63 238H62V236L61 235H59V233H58V231L57 230H54V229H56L55 228V226L54 227H52V225L53 224H51V223H49V221H48V219H44L45 217H44V215H43V213L41 214L40 212H42V211H40L39 209L40 208H42V207H40V208H38V210H36V213H38L37 214V217H38V223L39 224H35L34 226H33V229H31V230H33V233H32V231L30 230V231H21V232H16V233H14V234H12V235H14V236H8L7 238H5L4 239V237L3 236H1L0 235V264H94V263H97V264H124V261H125V264L127 263V260H128V263L127 264H131V259H128V258H132L131 256H130V254H128L129 252H127L125 249H124V247H122L123 245H121L122 244V242L120 241L121 240V237L119 236V234H118V232H116L117 230H115L116 228H115V225H114V221H113V216L112 215H110L112 212H110L109 213V211H111L110 209H109V211H108V209L107 208H110L109 207V205H108V203H107V201H106V199H100V198H105L103 195H101L102 194V191L100 190L102 187H103V182H102V179H104V180H106V181H109V182H111V180H112V182H111V187H112V189H114V190H116L115 191V194H117V196H119L118 198L120 199L122 196H124L125 194H127L126 196H124L123 198L125 199H120V200H122V202L124 201V202H126L129 198H127L128 197V193H126L127 191L125 190L126 189V187H125V185H124V183L125 182H121V181H119V179L118 178H115V179H113V175L112 174H114V172L113 173H108L109 175H111V176H108V174H107V172L106 171H108V170H105L104 168H102V167H99V165H98V163L97 164H95L96 162L95 161H93L94 160V155H95V153L97 154H99V153H102V154H99V155H101V157L102 156H104V155H106V154H104V153H107L108 152V150L110 149L109 147H112V145L110 144V143H104V142H107V138L106 137H101V143L104 145L103 146V148L101 147V148H99V149H101V150H99V149H97V151L98 152H96L95 150V148H93L94 147V144H93V142L92 141H94L93 139H95V135H93L95 132H96V126H98L97 124L99 123V121H100V119L99 118H95V117H97V116H93V115H82L81 114V112H80V110L82 111V107L81 106H83V104L84 105H86L87 103L89 104V103H92V101H90L91 99H93V98H91V97H93L95 94H96V92L95 91H93V92H91V91H88ZM179 90V92H177ZM180 90H181V93H180ZM184 92H183V91ZM197 90L198 91H200V92H198V93H196L197 92ZM202 90L204 91V93H205V95L203 94V92H202ZM47 91V92H46ZM54 91V92H53ZM84 91V92H83ZM174 91H176V94H174L175 92ZM189 91V92H188ZM196 91V92H195ZM214 91V92H213ZM40 92H41V94H39L40 96H43V95H45V93L47 94L48 92H49V90H46L45 88H41L40 89ZM44 92V93H43ZM169 92H170V94H169ZM187 92V95L186 94H184V93H186ZM206 92H208L207 94H206ZM211 92V95L209 94ZM213 92V93H212ZM178 93H180V94H184L183 96H185V97H183L182 99H181V97H182V95L180 96V94H178ZM189 93V94H188ZM192 93V94H191ZM197 94V95H194V94ZM200 93H202L201 95H200ZM7 94V95H6ZM23 94H26V95H23ZM48 94H51V93H48ZM92 94V95H91ZM208 94H209V98H207V96H208ZM244 94V95H245ZM5 95V96H4ZM72 95H74V94H72ZM76 95V94H75ZM84 95H85V98H84ZM88 95V96H87ZM91 95V96H90ZM166 95V96H165ZM172 95H173V97H172ZM188 95H190V96H188ZM251 95V94H250ZM7 96H9V97H7ZM90 96V97H89ZM180 96V99H177L178 97ZM199 96H201V97H205L206 96V98H199ZM252 96V95H251ZM6 97H7V99H6ZM25 97V98H24ZM164 97V98H163ZM166 97V98H165ZM190 97H192L191 99H190ZM213 97V98H214ZM220 97V98H219ZM243 97V98H242ZM8 98H10V100L8 99ZM89 99V101H88V99ZM170 98H172L171 100H170ZM173 98H175V99H173ZM195 98V99H194ZM19 99V100H18ZM22 99H24V100H22ZM87 101H86V100ZM164 99H168V100H165V102L164 101H162V100H164ZM176 99H177V101L179 102H176ZM188 99V100H187ZM199 99H203V101L202 102H199V101H201V100H199ZM244 99V100H243ZM22 100V101H21ZM27 100V101H26ZM62 100V101H61ZM64 100V101H63ZM179 100H181V101H179ZM192 100V101H191ZM214 100V99H213ZM4 101V102H3ZM20 101V103H18ZM38 103H37V102ZM59 101L57 102V105L59 104ZM85 101V102H84ZM63 102V103H62ZM64 102H66V103H64ZM169 102V103H168ZM197 102V103H196ZM203 102H204V104H203ZM220 103H221V101H219ZM254 102H255V100H254ZM31 103H32V105H31ZM33 103H34V105H33ZM37 103V104H36ZM62 103V104H61ZM113 103H115V106H114V104H112L113 106H112V108L114 109V112H115V110H116V114H117V116H119L120 115V117H116V118H118L119 120H122V116L121 115H123L121 112L123 111V113H124V109H122V108H120L119 107V110H117V107H116V104L117 105H119L120 103H118V102H113ZM189 103V102H188ZM199 103V104H198ZM162 104V105H163ZM175 104V105H174ZM178 104H179V106H178ZM181 104H182V107H181ZM198 104V106L200 107H198V106H196ZM66 105V106H65ZM163 105V106H164ZM172 105V106H171ZM174 105V106H173ZM176 105L178 106V107H176ZM203 105V106H202ZM250 105V106H249ZM34 106H38L37 107V109H36V107H35V109H34ZM64 107V110H63V108H61V107ZM119 106H121V107H123L121 104L119 105ZM201 106H202V108H201ZM247 106V105H246ZM7 107V106H6ZM18 108H16V107H14V110L16 111V114L18 115V116H20V114H22L21 116H24V114H25V112L24 111H20L19 110V106H17ZM31 107H33V109L31 110ZM78 107H80V108H78ZM96 107V106H95ZM168 107H166L165 109H163L164 111H166L167 109H168ZM176 107V108H175ZM2 110H0L1 111V113H3L2 115H3V118L5 117V116H8V115H10L11 113H13V112H15V111H13L12 112V110H11V108H6V112L3 110V106H1L0 107ZM30 108V109H29ZM59 108H60V110H59ZM66 108H68L67 110H66ZM70 108H71V110H70ZM75 108V109H74ZM200 109V110H199ZM9 110V111H8ZM11 110V111H10ZM17 110L18 111H20L21 113L19 114V113H17ZM32 112H31V111ZM35 110V111H34ZM56 110V111H55ZM57 110H58V112H57ZM76 110V111H75ZM92 110H94L93 108H92ZM180 110H178V112L180 111ZM197 110L198 111H200V112H197ZM8 111V112H7ZM31 112V113H29V112ZM34 111V112H33ZM65 111H70V112H72V114L70 113V112H65ZM117 111H119V112H117ZM55 112V113H54ZM63 112V113H62ZM66 114H65V113ZM74 112V113H73ZM77 112V113H76ZM249 112V113H248ZM7 113H9L8 115H7ZM35 115H33V114ZM50 113V112H49ZM69 113H70V116H69ZM79 113V114H78ZM13 114H15V113H13ZM76 114V115H75ZM5 115V116H4ZM27 115V116H28ZM58 115V116H57ZM66 116V117H63V116ZM73 115V116H72ZM78 115V116H77ZM20 116V117H21ZM60 116H62V117H60ZM72 116V117H71ZM88 116H89V118H88ZM252 116V115H251ZM52 117V118H51ZM60 118V119H58V118ZM75 117H77V121H76V118ZM91 117V118H90ZM32 118H31V120H32ZM55 118V119H54ZM57 118V119H56ZM61 118H63V120L61 119ZM64 118H66V120H67V122H66V120L64 119ZM68 118H69V120H70V122L68 121ZM72 118V119H71ZM73 118H75V121H74V119ZM93 118H95V119H93ZM4 119H7V117H5ZM52 119H54V120H52ZM52 120V121H51ZM56 120V121H55ZM59 120V121H58ZM62 120V121H61ZM65 120V121H64ZM73 120V125L71 124V121ZM91 120H92V122L94 123V121H96L94 124L91 122ZM98 120V121H97ZM118 120V121H119ZM188 120V119H187ZM30 121V120H29ZM54 121V122H53ZM61 121V122H60ZM64 121V123H63V128L65 129H63L61 126H62V122ZM183 121V120H182ZM59 122V123H58ZM67 124H66V123ZM70 123V128H72L73 127V129H69V123ZM78 123V124H77ZM93 125H92V124ZM61 124V125H60ZM78 126V127H76V125ZM84 124V125H83ZM57 125V126H56ZM66 125V127H68L67 128V130H70L71 132H72V134L70 135V131H67L66 130V128L64 127ZM72 125V126H71ZM24 126V127H23ZM31 125L29 124V123H22V128H28V127H30ZM95 127L94 129L95 130H93V128L92 127ZM75 127V128H74ZM85 127V128H84ZM83 128V129H82ZM63 131H62V130ZM84 129H85V131H84ZM0 130H1V128H0ZM73 130L75 131V132H73ZM76 131H78V133L79 134H77L76 135ZM82 132V134L84 135H80L81 134V132ZM94 131V133H92ZM125 131H127V130H125V128H124V131H123V133L121 134L122 136H121V138H123V141H122V139L120 138V140H119V145H120V143L121 144H123L124 145V143H125V141H126V139L124 138V133H125ZM56 132V133H55ZM65 132H68V133H65ZM58 133V134H57ZM90 133V134H89ZM53 134V135H52ZM89 134V135H88ZM66 135H67V137H69V139L71 140H68V138L66 137ZM93 135V136H92ZM58 138H57V137ZM72 136V137H71ZM78 136V137H77ZM81 136V137H80ZM27 139V142H26V139ZM34 139H33V138ZM53 137V138H52ZM61 137V138H60ZM74 137V138H73ZM86 137V138H85ZM57 138V139H56ZM92 140H91V139ZM7 139V140H6ZM29 139V140H28ZM43 139H44V141H43ZM53 139H55L54 141H53ZM82 139V140H81ZM86 141H84V140ZM1 140H2V142H1ZM4 140V141H3ZM8 140H10L9 142H6V141H8ZM31 140H32V143H31ZM42 140V141H41ZM57 140H59V141H57ZM91 141V142H88V141ZM125 140V141H124ZM30 141V142H29ZM35 141V142H34ZM36 141H38V143L36 142ZM39 141H41V143L39 142ZM67 141V142H66ZM73 141V142H72ZM80 141V142H79ZM109 141V140H108ZM121 141V142H120ZM7 143V144H6ZM30 143H31V145H30ZM37 143V144H36ZM46 143V144H45ZM55 143V144H54ZM71 143V144H70ZM74 143V144H73ZM32 144H34L33 146H32ZM36 144V145H35ZM38 144H40L39 145V147L37 146ZM42 144V145H41ZM53 144V145H52ZM65 144V145H64ZM79 144V145H78ZM91 144V145H90ZM102 144H101V146H102ZM109 144V145H108ZM4 145V146H3ZM5 145H7L6 147L8 148V150H7V148L5 147ZM21 145H22V147H23V149L21 148ZM44 145H46V146H44ZM47 145H49V147L48 148H50V149H48L47 148ZM62 145V146H61ZM76 145V146H75ZM81 145V146H80ZM88 145V146H87ZM117 145V144H116ZM115 145V146H116ZM119 145H117L116 147H113L114 149H116L115 151H114V149H110L111 151L110 152H112V153H115L116 151L118 152L119 150H120V148H118L119 147ZM12 146V149H10L9 147H11ZM33 148H32V147ZM36 146V147H35ZM66 146V147H65ZM71 146H73V147H71ZM78 146H79V148H78ZM108 146V147H107ZM2 147V148H1ZM4 147H5V149H4ZM55 147H56V149H55ZM61 147V148H60ZM65 147V148H64ZM68 147V148H67ZM93 149H92V148ZM20 148V149H19ZM32 148V149H31ZM37 148H42L41 150H42V153H39L38 152V149ZM44 148V149H43ZM48 149V150H51V152L50 151H48V150H46L45 151V149ZM63 148V149H62ZM67 148V149H66ZM82 148V149H81ZM87 148V152H86V149ZM90 148V149H89ZM29 149H30V151H29ZM34 149V150H33ZM71 149V150H70ZM104 151H106V152H104ZM239 149V151H237ZM238 149H236V153H238V152H240V153H238V154H241V152H243V151H241L242 149H240V148H238ZM17 150V151H16ZM19 150V151H18ZM22 150L24 151L23 153L26 155V156H24L23 154H22ZM32 150V151H31ZM36 150V151H35ZM54 150H57V151H59V152H57V151H54ZM70 150V152L71 153H69L68 151ZM81 150H83L84 151V154L82 153L83 151H81ZM2 151V152H1ZM3 151H5V152H3ZM20 151H21V153H20ZM45 151V152H44ZM49 153H48V152ZM60 151H61V153H60ZM63 151V152H62ZM73 151L75 152V153H73ZM77 151V152H76ZM95 151V152H94ZM100 151H103V152H100ZM114 151V152H113ZM17 152V154H15V156H14V153H16ZM33 152V153H32ZM38 154V157H39V155L41 156V157H39V158H37L36 156V153ZM43 152H44V154H43ZM86 152V153H85ZM1 153H3L2 155H1ZM18 153H20L21 154V156H20V154H18ZM28 153V154H27ZM30 153V154H29ZM32 153V154H31ZM46 153V154H45ZM53 153V154H52ZM69 153V154H68ZM72 153H73V155H72ZM92 154L90 157H89V154ZM42 154V155H41ZM48 154V155H47ZM64 154V155H63ZM68 154V155H67ZM75 154V155H74ZM77 154H79V155H77ZM97 154V155H98ZM18 155V156H17ZM29 155V157H31L30 159H28V156ZM32 155H34V156H32ZM36 155V156H35ZM51 155V156H50ZM54 155V156H53ZM58 155V156H57ZM85 155V156H84ZM86 155H88L87 157H86ZM2 156H4V158L2 157ZM44 156H46V157H44ZM52 156H53V158H52ZM56 156L58 157V159H56ZM60 156H63V157H60ZM77 156V157H76ZM79 156H81V158H79ZM83 156V157H82ZM6 157H7V159H6ZM15 157H18V158H16V159H14ZM34 157V158H33ZM50 157V158H49ZM55 157V158H54ZM65 157H67V159L65 158ZM72 157V158H71ZM85 157H86V159H85ZM36 158V159H35ZM43 158V159H42ZM47 158V159H46ZM49 158V159H48ZM53 160H52V159ZM62 158H64L62 161H61V159ZM71 159V161H72V159L74 158H79L80 160H79V169H81V170H79L78 171V169H76L75 171L77 172V174H76V172L74 171V170H71V169H69L70 167V164H71V162H70V160L69 159ZM87 158H90L91 159V161L92 162H94V163H92V162H90L89 160L90 159H87ZM93 158V159H92ZM10 159V160H9ZM19 159H21L20 161H19ZM24 159V160H23ZM25 159H27V161L25 160ZM34 159H35V161H42V162H36L35 163V161H34ZM38 159V160H37ZM52 160V161H54V162H49L48 160ZM57 160V161H59V163H60V165H59V163L58 162H55V160ZM83 159V160H82ZM86 161H85V160ZM66 160V161H65ZM4 161V160H3ZM17 161V162H16ZM45 161V162H44ZM63 161H65V164H64V162ZM82 161V162H81ZM86 162V164H85V162ZM24 162H25V164H24ZM27 162V163H26ZM46 162H49L48 164L46 163ZM69 162H70V164H69ZM88 162H90V163H92V164H89ZM8 165H7V164ZM39 163V164H38ZM40 163H41V165L44 163V165L45 166H43V167H45L44 168V171L41 173V171L39 170V167H40ZM46 163V164H45ZM54 163V164H53ZM64 165H63V164ZM81 163H83L84 165H81ZM13 164V165H12ZM37 164L39 165L38 166V170L36 169V171H34L35 170V168L37 167ZM50 164H51V166H50ZM52 164H53V166H52ZM67 164V166L64 168V166ZM68 164H69V166H68ZM9 166V167H7V166ZM12 165V166H11ZM25 165H26V168H25ZM35 165H36V167H35ZM50 166V167H48V166ZM56 165V166H55ZM89 165H91L92 167H90ZM98 165V166H97ZM172 165V164H171ZM14 166V168L16 167V166H20V167H17V170L20 168V170L17 172V170H16V173L14 174V172H15V170H14V168H11V167H13ZM22 166H24V167H22ZM28 166V167H27ZM34 167V169L32 170V168L31 167ZM55 166V167H54ZM61 167V168H59L58 169V167ZM84 166V167H83ZM89 166V167H88ZM95 166V167H94ZM97 166V167H96ZM29 167H30V169H29ZM48 167V168H47ZM52 167V169H54V170H52V169H49V168H51ZM67 167H69V168H67ZM231 168L233 167V166H230ZM229 167V168H230ZM9 168H11V169H9ZM24 168V169H23ZM47 168V169H46ZM94 170H92V169ZM97 168L99 169V170H97ZM102 168V169H101ZM16 169V168H15ZM28 169V170H27ZM46 169V170H45ZM56 169H58L57 171H56ZM62 169V170H61ZM84 169H85V171H84ZM186 169V168H185ZM189 169H191V168H189ZM232 169H234V168H232ZM11 172L12 171V173H10L9 171ZM14 170V171H13ZM26 170V171H25ZM33 172H31V171ZM51 170V171H50ZM101 170V171H100ZM105 170V171H104ZM187 170V169H186ZM31 173H30V172ZM46 171H48V172H46ZM74 173V175L71 173ZM81 171V173L82 172H84L83 174L85 175V176H88L87 178H85V176L84 175H82L81 173H79ZM91 171V172H90ZM95 173V174H97V175H99L100 174V176H97V175H95V174H93V172ZM100 171V172H99ZM192 171V170H191ZM26 172H28V173H26ZM36 172V173H35ZM62 172V173H61ZM85 172H86V174H85ZM99 174H98V173ZM105 172V173H104ZM109 172V171H108ZM55 173V174H54ZM60 173V174H59ZM68 173V174H67ZM90 173V174H89ZM102 173V174H101ZM186 173H188V170L186 171ZM192 173V172H191ZM7 174H9V175H7ZM18 174V175H17ZM29 174V175H28ZM35 174V175H34ZM43 174H45V175H43ZM59 175V178H60V176H63V180L62 181H59L58 179H55L56 177H58V175ZM6 175V176H5ZM16 175V176H15ZM32 175V176H31ZM42 175V176H41ZM52 175V178L50 177V176ZM56 175V176H55ZM65 175H66V177H65ZM69 175H71V177L69 176ZM73 175V176H72ZM102 175L104 176V177H102ZM165 175V173H163L162 175H158V180H159V176H160V178L162 179H160L159 181H158V183L159 182H161L160 183V185L158 184V185H156V184H154L152 187H150V189H149V191H148V193L149 194H151L150 196V198L152 199L151 201H153V203L152 204H154V202L156 203V205L154 204L153 206V212H151V214H150V217H148L147 219L148 220H138L139 222H137V216H134V214H135V212H134V210H126L125 211V217L127 216V214H128V216L126 217V219L127 218H129L130 220H131V218L133 219V220H129V219H127L130 223H132V225H133V228H135L136 226H134L135 224L137 225V229H136V231H137V234H138V236H139V238H142V239H144L145 237H146V234L149 232V234H150V236H153V237H162V238H160L159 239V243H157V245H156V247H157V249L158 250H161V251H164L165 250V247H166V249L169 247V245H174V246H176V244L173 242V240H172V242L171 241H169V240H171L172 239V237L174 236V235H176V234H179V232H180V229H179V227L178 226H180V224L181 223H184V222H189V221H193L194 219H201L200 221H202V224L204 225H209L212 221V223L211 224H213L212 225V229H213V231H214V233L216 234V237H218V244H214V245H211L212 243L211 242H209V238H210V235H209V232H206V231H204V232H199V239L200 240H193L194 242H192V240L190 239V238H188L187 236V238L185 237V232H187L188 233V231H185L184 232V238H185V240H186V246H187V251L189 250V252H190V254H192V255H194V264H199V263H203V261H204V263H206V264H211V262H212V264H231V259H230V257H231V255H232V257L231 258H238L239 257V255H240V253H241V251H240V249H241V246L243 245V244H250V243H252L253 242V237L251 236V235H249L248 237H246V238H244V236L242 237L241 235H237L235 232H234V226L233 225H235L234 224V221L233 220H229V221H227V223L229 224L228 225V227H230V225H231V228H228L227 227V229H226V226L225 227H223L224 225H223V222H222V220H220V218L218 217H216L215 215H214V213L212 212H209V211H212L213 209H214V206H213V203H211V200H212V202L214 201V199L213 198H215V196H216V194H217V192H218V194L221 192V191H224L225 190V188H222V187H220L219 189H221V190H219V189H217L216 188V192H214L215 190H212V189H209L208 191L210 192H213L214 194L213 195H210L211 197H210V199L208 198V200H207V202H205V201H203V202H200L198 199H196L197 201L196 202H194V203H197V202H199L197 205H194V204H192V206L191 205H188V203H190V201L188 202V197H187V199L185 200H183V204H182V201L179 203L177 200H175V198H176V195H175V193H174V191L171 189V187H170V185H169V183L168 184H166L165 182H168L167 180H166V176H164ZM193 175V174H192ZM3 176H4V179H1V178H3ZM8 176V177H7ZM30 176V177H29ZM35 176V177H34ZM36 176H38V180H37V177ZM45 176V177H44ZM55 178H54V177ZM79 176V175H78ZM77 176V177H78ZM106 176V177H105ZM107 176H108V179L109 180H107ZM164 178H163V177ZM7 179H6V178ZM43 177V178H42ZM47 177V178H46ZM64 177L66 178V179H64ZM67 177H69V178H67ZM99 177V178H98ZM100 177H102V179H100ZM44 178H46V179H44ZM62 178V177H61ZM60 178V179H61ZM112 178V179H111ZM36 179V180H35ZM44 179V180H43ZM48 179V180H47ZM50 179L52 180V179H55V180H57L58 182H54L55 184H60V185H63L64 187V189H62L61 187H60V185H56V188L54 187V185L52 186L53 188H55V189H53V188H51V185L52 184H54L53 182H52V184H51V181H50ZM73 179V180H72ZM75 179V180H74ZM89 179V180H88ZM92 179V180H91ZM97 179H98V181H97ZM100 179V180H99ZM111 179V180H110ZM164 179V180H163ZM43 180V181H42ZM113 180H117L116 182H117V184H116V182L115 181H113ZM194 180V179H193ZM192 180V183H193V185H195L194 184V182H195V180L193 181ZM42 183H41V182ZM44 181H46V182H44ZM48 181V182H47ZM80 182V183H78V182ZM88 181H90V182H88ZM5 182V183H4ZM9 182V183H8ZM19 182V183H18ZM50 182V183H49ZM63 182H64V184H63ZM72 182V184H70ZM95 182H97V183H95ZM99 182V183H98ZM119 182H120V184H121V186H120V184H119ZM163 182V183H162ZM45 183H46V185H45ZM67 183V184H66ZM75 183V184H74ZM78 185H77V184ZM88 183V184H87ZM91 183V184H90ZM94 183V184H93ZM102 183V184H101ZM112 183H114L113 185H112ZM165 183V184H164ZM2 184V185H1ZM5 184H7V185H5ZM15 184V185H14ZM90 184V185H89ZM101 184V185H100ZM126 184V183H125ZM161 184H163L162 185V187H161ZM4 185L5 186H7V187H4ZM13 185V186H12ZM85 185V186H86ZM92 185V186H91ZM95 187H94V186ZM96 185H97V187H96ZM115 185V186H114ZM169 185V186H168ZM10 186V187H9ZM58 186V187H57ZM71 186H72V189H71ZM73 186H75V187H73ZM77 186H78V188H77ZM90 186V187H89ZM116 186H117V188L118 187H120L119 189H117L116 188ZM123 186L125 187V189L123 188ZM136 186V187H135ZM156 186V189L154 188ZM160 186V187H159ZM16 187V188H17ZM69 187V188H68ZM95 189H94V188ZM99 187V188H98ZM115 187V188H114ZM134 187L135 188H138V185H135L134 184ZM157 187H158V189H157ZM170 189H169V188ZM7 188H9V189H7ZM57 188H61V189H57ZM67 188V189H66ZM77 188V189H76ZM122 188V189H121ZM162 190H161V189ZM164 188V189H163ZM166 188H168V191H166ZM5 189V190H4ZM51 189L53 190V191H55V192H52L51 191ZM75 189V190H74ZM95 191H93V190ZM96 189H97V191H96ZM152 189V190H151ZM223 189V190H222ZM15 190V189H14ZM56 190H58V192L56 191ZM60 190V191H59ZM65 190V191H64ZM80 190V189H79ZM99 190L101 191V192H99ZM102 190H103V188H102ZM113 190V191H114ZM119 190V191H118ZM160 190H161V192H160ZM166 192V193H164L163 194V192L164 191ZM169 190L170 191H173V194H172V192H169ZM190 190V189H189ZM218 190V191H217ZM69 191V192H68ZM70 191H72V192H70ZM75 192V195H74V192ZM78 191V192H77ZM158 191V192H157ZM50 192H52V193H50ZM118 192H122L121 194V197H120V193H118ZM160 192V194H159V196H158V193ZM189 193H190V191H188ZM188 192H187V194H188ZM47 193V194H46ZM55 193V194H54ZM69 195H68V194ZM79 193V194H78ZM98 193H101V194H98ZM125 193V194H124ZM152 193H153V195H152ZM171 195V197L169 196V194ZM216 193V194H215ZM48 194H50V196L48 195ZM52 194H53V196H52ZM73 194V195H72ZM83 194V193H82ZM81 194V195H82ZM99 196H98V195ZM157 195V196H155V195ZM162 194V195H161ZM165 194L166 195H168V196H166V197H163V196H165ZM54 195H56V196H54ZM71 195V196H70ZM77 195V197H75ZM173 195V196H172ZM215 195V196H214ZM46 196H48L47 197V199H46ZM96 196H98V198L96 197ZM101 196H103V197H101ZM161 196V198H159ZM212 196H214L213 198H212ZM64 197V196H63ZM60 198V199H64V198ZM90 197V196H89ZM88 197V198H89ZM155 197V198H154ZM163 197V198H162ZM170 197V198H169ZM173 197H174V199H173ZM232 196H230L229 197V199L231 198ZM49 199V200H48ZM100 200V202L102 203H104V204H101L100 202H99V200ZM127 199V200H126ZM154 199H155V201H154ZM159 199V200H158ZM163 199V200H162ZM164 199H166V200H164ZM169 199V200H168ZM45 200V201H44ZM93 200H95L94 202H92ZM102 200V201H101ZM171 200V201H170ZM173 200V201H172ZM61 202L60 203H57L56 204V206H58V205H62V204H64L65 202H66V199H64V201L63 200H60ZM63 201V202H62ZM96 201H98V202H96ZM158 201V202H157ZM161 201H164L165 202V204H166V201H168V204H166L165 206L166 207H164V202H161ZM210 201V202H209ZM91 202V203H90ZM175 202V203H174ZM188 202V203H187ZM209 202V203H208ZM44 203V204H45ZM95 203H96V205H95ZM98 203V204H97ZM159 203V204H158ZM175 204V206H174V204ZM184 203H185V205H184ZM200 203H202V204H200ZM204 203H205V205H204ZM93 204V205H92ZM158 204V205H157ZM162 204V205H161ZM179 204H181V205H179ZM186 204H187V206L189 207V209H188V207L186 206ZM102 205H107V206H104V208H103V206ZM172 205V206H171ZM186 206V207H183V206ZM199 205H203V207H201V206H199ZM208 205V206H207ZM55 206V208L56 209H58L59 208V206L58 207H56ZM94 206V207H93ZM102 206V207H101ZM169 206V207H168ZM179 206V207H178ZM197 206V208H195ZM213 207V209H211L212 207ZM61 207V206H60ZM107 207V208H106ZM161 207H163V208H165V210L163 209V212L165 213L166 212V214H168V213H170V214H172L171 216H170V214H168V215H166V214H164L163 212V214L161 213V211H160V209H161ZM173 207V208H172ZM182 207H183V209H188V210H185V211H183L182 210ZM191 207H194V208H192L191 209ZM199 207H201V208H199ZM207 207V208H206ZM211 207V208H210ZM106 208V210H104ZM157 208V210H156V213L158 214V212H159V214H158V216H160V213H161V216L163 217V218H161V216H160V219H161V221H164V222H162V224H161V222H160V220L158 221V219H159V217H157V218H155L156 216H157V214H156V216L154 217V215L153 214H155V209ZM168 208H170V209H168ZM178 210H177V209ZM180 208V209H179ZM204 208H206V209H204ZM99 209V210H100ZM178 211H176V210ZM197 211H195V210ZM199 209H201L200 210V212H199ZM211 209V210H210ZM162 210V209H161ZM166 210H168V211H166ZM172 210H174V211H172ZM179 210H181V211H179ZM203 210V211H202ZM208 210V211H207ZM92 211H93V213H92ZM170 211V212H169ZM182 211H183V213H182ZM186 211H188V213L189 212H193L192 214L190 213V214H188ZM206 211H207V213H206ZM104 213V214H102V213ZM130 214H129V213ZM132 212H134V214L132 213ZM195 212V213H194ZM199 212V213H198ZM204 212H205V214H204ZM95 213V214H94ZM176 215H175V214ZM196 213L197 214H199V217H198V215H196ZM203 215H202V214ZM208 213H211L212 215H211V218H212V220H210L211 218H209V216H210V214H208ZM43 215V216H41V215ZM99 214H102V215H104V217L102 216V215H99ZM109 214V215H108ZM193 214H195V215H193ZM208 214V215H207ZM92 215H91V217H92ZM110 216V217H107V216ZM129 215H130V217H129ZM133 215V217H131ZM166 215V216H165ZM173 215H174V217H173ZM178 215H180V218H179V216ZM181 215H182V217L184 218V219H182V217H181ZM193 215V216H192ZM206 215V216H205ZM41 216V217H40ZM99 216H100V218H99ZM101 216L103 217V219L101 218ZM169 216V217H168ZM192 216V219H190V217ZM196 217V218H193V217ZM42 217H43V219H42ZM154 218V220H153V218ZM177 218L176 220H178L179 219V221L180 222H178V221H176L175 220V222H173V221H169V218ZM189 217V218H188ZM204 219V217L206 218V217H208V218H206L208 221H206V219L204 220L205 221V223H204V221H203V219ZM136 218V219H135ZM186 218V219H185ZM217 218V219H216ZM139 219V218H138ZM150 219V220H149ZM166 219H168V221H166ZM189 219V220H188ZM41 220V221H40ZM94 220V221H93ZM110 220V221H109ZM152 220V221H151ZM155 220H157V222H155ZM186 220V221H185ZM188 220V221H187ZM97 221H98V223H97ZM145 221H146V223H145ZM151 221V222H150ZM211 221V222H210ZM41 222H42V224H41ZM136 222V223H135ZM153 222V223H152ZM160 222V223H159ZM166 222V224H164ZM169 222V223H168ZM178 222V224H176ZM206 222H207V224H206ZM210 222V223H209ZM214 222H217V223H214ZM242 222H244V224L245 223H247L248 222V220L247 219H244V218H242ZM47 223H49V224H47ZM141 223V224H140ZM145 224L144 226H146L147 227V230H146V227H144L142 224ZM148 223V224H147ZM155 223V224H154ZM180 223V224H179ZM199 224L201 223V222H198ZM96 224H98L97 225V227H96ZM147 224V225H146ZM161 224V225H160ZM172 224H174V225H178L177 227L176 226H174V225H172ZM202 224H200L202 227H205V225L203 226ZM210 224V225H211ZM233 224V225H232ZM38 225H39V227H38ZM104 225V226H103ZM108 227H107V226ZM149 225V226H148ZM157 225H159V226H157ZM104 228H103V227ZM139 226H140V228H139ZM161 226V227H160ZM162 226H164V227H162ZM169 226V227H168ZM34 227H36V228H34ZM106 227H107V229H106ZM175 227V228H174ZM216 227V228H215ZM219 227H221V228H219ZM222 227H223V229H225V230H221L222 229ZM98 228V229H97ZM108 228H109V230H108ZM110 228H111V230H110ZM155 228H157V229H155ZM161 228V229H160ZM178 228V229H177ZM36 229V230H35ZM53 229V230H52ZM97 229V230H96ZM106 229V230H105ZM149 229V230H148ZM162 229H163V231L164 230H166V231H168L169 232V230H171V232H169V235H167V236H162V233H163V231H162ZM175 229V230H174ZM203 229V228H202ZM218 229V230H217ZM229 229H230V231L231 232H229ZM99 230V231H98ZM101 230V231H100ZM103 230V231H102ZM154 230H156V231H154ZM174 230V231H173ZM218 232H217V231ZM35 231V232H34ZM55 231V232H54ZM109 231V232H108ZM112 231H115L114 233L112 232ZM158 231V232H157ZM190 231V230H189ZM220 231V232H219ZM227 234H224V232ZM97 232V233H96ZM100 234H99V233ZM157 232V233H156ZM178 232V233H177ZM191 232V231H190ZM190 232L187 234L186 233V235H189L190 234ZM223 232V233H222ZM228 232V233H227ZM56 233V234H55ZM58 233V234H57ZM104 234V236H103V234ZM111 233V234H110ZM207 235H206V234ZM222 233V234H221ZM232 233V234H231ZM17 234H18V236H17ZM164 234V233H163ZM228 234H230V235H228ZM234 234V235H233ZM85 235V234H84ZM161 235V236H160ZM221 237H220V236ZM233 235V236H232ZM96 238H95V237ZM103 236V237H102ZM106 236H109V237H106ZM142 236H144V237H142ZM207 236H209L208 237V239L206 238ZM224 236H226V239H227V241H225V242H222V241H224L223 239L225 238ZM230 236H232V237H230ZM236 237V236H238V237H236V239L235 238H233V237ZM19 237V238H18ZM55 237V238H54ZM166 237H168V239H166ZM202 237H204V238H202ZM219 237H220V239H219ZM3 238V239H2ZM90 238V239H89ZM238 238V239H237ZM241 238V239H240ZM244 238V239H243ZM52 239V240H51ZM57 239H58V241H57ZM112 239V240H111ZM114 239V240H113ZM142 239H141V241H142ZM147 239V237L143 240V242L145 241ZM225 239V240H226ZM245 239H247V240H245ZM16 240V241H15ZM91 240V241H90ZM94 242H93V241ZM115 240H118V241H116L115 242ZM204 240V242H201V241H203ZM207 240V241H206ZM221 240V241H220ZM237 240H240V242L238 241L237 242ZM243 240V241H242ZM249 240V241H248ZM54 241H56V242H54ZM67 241V242H66ZM97 241V242H96ZM165 243H164V242ZM197 241V242H196ZM199 241V242H198ZM231 242V244H230V242ZM251 241V242H250ZM2 242V243H1ZM68 242H69V244H68ZM83 242V243H82ZM115 242V243H114ZM161 242H163V243H161ZM171 242V243H170ZM206 242V243H205ZM222 243V244H220V243ZM242 242V243H241ZM248 242V243H247ZM61 244V245H57V244ZM77 243H79V244H77ZM110 243V244H109ZM121 243V244H120ZM161 243V244H160ZM192 243V244H191ZM198 243H200V244H198ZM203 243H205V247L206 248H208L207 250L209 251V252H207L206 253V251L203 249ZM229 243V244H228ZM241 243V244H240ZM64 244H66L67 246H69V247H67L66 245H64ZM77 244V245H76ZM163 244V245H162ZM166 244V246H164ZM191 245L190 247H189V245ZM196 246V244H197V247H195L194 245ZM208 244H210L209 246H208ZM220 244V245H219ZM224 244H226V245H224ZM84 245H86V246H84ZM162 245V246H161ZM218 245V246H217ZM92 246V247H91ZM164 246V247H163ZM192 246H193V248H192ZM208 246V247H207ZM210 246H214V247H210ZM216 246H217V248H216ZM219 246H220V248H219ZM225 248H224V247ZM239 246V247H238ZM63 247V248H62ZM66 247V248H65ZM162 247H163V249H162ZM196 249H195V248ZM199 247V248H198ZM209 247H210V249H209ZM198 248V249H197ZM214 248V249H213ZM231 248H234V250H232L231 249V251H230V255H228V256H226V255H224L225 253H228L229 252V250ZM237 248V249H236ZM65 249V250H64ZM82 249H85L84 250V252H82L83 250ZM102 249V250H101ZM106 249V250H105ZM193 249H195V251L196 252H194V250ZM227 249V250H226ZM213 250V251H212ZM223 251L224 252V254H223V252H222V254H220V253H218V251ZM224 250H226V251H228V252H225ZM238 250H239V252H238ZM80 251V252H79ZM109 251V252H108ZM193 251V252H192ZM202 251H203V253H202ZM235 251V252H234ZM98 252V253H97ZM124 252V253H123ZM234 252V255L232 254V253ZM67 253V254H66ZM89 253V254H88ZM91 253V254H90ZM198 253H200V255H198ZM206 253V254H205ZM238 253H239V255H238ZM93 254H96V255H93ZM99 254V255H98ZM120 254V255H119ZM122 254H125V255H123L122 256ZM197 254V255H196ZM201 254H204V255H201ZM211 254H213V256H216V258H217V260L215 259V257H213V259H211L210 258V255ZM64 255V256H63ZM98 255V256H97ZM119 255V256H118ZM209 255V256H208ZM104 256H106V257H104ZM121 256V257H120ZM126 258H125V257ZM198 256V257H197ZM205 257L207 260H205V258L203 259V257ZM206 256H208V257H206ZM224 256H226V258L224 257ZM235 256V257H234ZM96 259V260H94V261H92L94 258ZM3 258V259H2ZM6 258V259H5ZM81 258L83 259V260H81ZM99 258V259H98ZM101 258V259H100ZM110 258H112V260L110 259ZM122 258H124V260L122 259ZM197 258V259H196ZM199 258H202V259H199ZM221 258H223V259H221ZM2 259V260H1ZM68 259H70V260H68ZM98 259V260H97ZM105 259H109V260H105ZM123 260V262H122V260ZM127 259V260H126ZM200 261H199V260ZM227 259V260H226ZM258 259V262H260L261 260L259 259V257L257 258ZM53 260V261H52ZM62 260V261H61ZM101 260H103V261H101ZM197 260V261H196ZM213 260V261H212ZM225 261V263H223L224 261ZM230 260V261H229ZM5 261V262H4ZM57 261V262H56ZM96 261V262H95ZM107 263H106V262ZM121 262V263H119V262ZM208 261V262H207ZM210 261V262H209ZM222 261V262H221ZM228 261V262H227ZM4 262V263H3ZM54 262V263H53ZM82 262V263H81ZM84 262V263H83ZM98 262H100V263H98ZM118 262V263H117ZM130 262V263H129ZM214 262H216V263H214ZM219 262V263H218ZM257 262V261H256ZM260 263H262V262H260ZM259 263V264H260Z\"/></svg>","mask_w":264,"mask_h":264}]
</instances>
